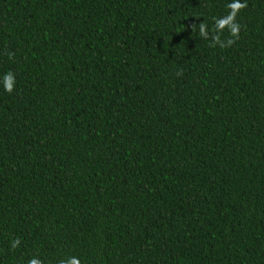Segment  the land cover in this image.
<instances>
[{"label": "trees", "instance_id": "16d2710c", "mask_svg": "<svg viewBox=\"0 0 264 264\" xmlns=\"http://www.w3.org/2000/svg\"><path fill=\"white\" fill-rule=\"evenodd\" d=\"M72 257L264 264V0H0V264Z\"/></svg>", "mask_w": 264, "mask_h": 264}, {"label": "clouds", "instance_id": "9594fccd", "mask_svg": "<svg viewBox=\"0 0 264 264\" xmlns=\"http://www.w3.org/2000/svg\"><path fill=\"white\" fill-rule=\"evenodd\" d=\"M221 24H223V21L221 22ZM233 31H236V29L234 28ZM11 79H12V76H11V74L9 73V74L5 77V80H6V81H10ZM6 90L11 91L10 88H7ZM32 264H36V262L33 261ZM66 264H80V262H79V260H78L77 258L72 257V258H70V259L66 262Z\"/></svg>", "mask_w": 264, "mask_h": 264}]
</instances>
